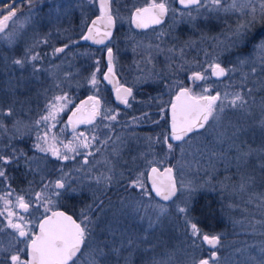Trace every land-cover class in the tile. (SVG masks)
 I'll return each instance as SVG.
<instances>
[{
  "label": "rangeland",
  "instance_id": "rangeland-1",
  "mask_svg": "<svg viewBox=\"0 0 264 264\" xmlns=\"http://www.w3.org/2000/svg\"><path fill=\"white\" fill-rule=\"evenodd\" d=\"M69 1L62 2L56 8L54 7L55 9L53 8L46 13L36 12L37 9L35 8L29 9L22 16L16 18L14 20L16 27H13L8 33H11L13 39L21 37L18 40L22 43H18L17 40L15 45L9 47L6 41L0 38V108L11 107L13 109V116L11 117L0 115V122L7 128V131L0 129V140L5 133L6 140L11 141V143L17 138L23 139L24 136H32L36 141V129L32 127L33 122L39 119L41 114H46L45 105L52 102L53 96L68 95L72 99V104L69 105L68 109L60 113L62 123L57 124L56 129L52 130L57 132L63 127V122L67 121L68 114L81 99L82 93H85V96H100L103 92L101 86L102 68L104 66L102 51L92 47L77 51L74 50L77 46L71 45L73 50L68 51L62 57H54L50 55L51 52L48 55V52L42 50L47 47V44L35 42V38L42 40L46 37L43 30L46 31L48 28L43 29L45 26H55L63 11L67 13L71 10ZM206 2L207 0H202V3ZM226 2L230 3L231 0H226ZM89 3L93 5L92 9L95 12L96 5L93 0H89ZM147 3L148 0H135V8L144 7ZM166 3L169 7L166 23L156 29L137 33L131 29L130 17L134 9L127 8L122 0H118V3L117 0H113V8H119L116 19L119 32L122 33L117 42L113 44V49L115 47L118 53L116 59L119 67H122L121 60H119L120 55H131L128 66L130 78L134 80L131 81L132 87L138 88L141 85L160 83L163 79L168 81V85L180 78L185 83L184 77L188 80L193 71H203L209 63L216 60L226 68H235V72H230L228 76L224 77L226 78L224 82H215L211 77L206 83L202 82L201 84L211 85L213 94L220 87L228 92L235 91L241 86L252 88L253 95L258 97L259 101L264 96V89H261V84H264V52L258 50L257 46L261 41H264V29L262 28L264 19L257 16L256 22L250 26L244 39L238 40L233 34L234 30L238 24L244 23L250 17L237 12L216 11L211 4H208L207 8L198 6L195 7L194 11H186L175 6L177 0H169ZM79 7V2L75 0V8L82 10ZM3 9L2 6L0 10L3 11ZM209 13L214 17L213 22L220 27L218 32L213 30V33L209 34L207 30L202 28L203 21L207 19ZM181 28L189 29L188 39L185 42L187 44L182 43L186 48L181 47L177 52L172 39L177 37L176 34H179ZM4 35L2 34L0 37ZM33 45L35 47L32 54H39L40 59L38 61L29 63L24 69L12 64L13 59L22 57L24 50ZM246 47L248 52L237 54L239 50ZM184 52L185 57L183 58ZM174 58H180V66L175 67ZM97 61H99L98 65ZM32 64H35L36 69H38L35 74H33ZM97 66L100 68V72L96 73L100 80L97 86L98 91L87 79ZM253 67L256 68L255 73L251 71ZM10 70H15L13 73L11 72L14 75L7 74ZM178 72L181 73L178 74ZM245 76H247L246 80L244 79ZM167 86H165V95L152 94L160 106H162V102H170L174 98V96L166 97L170 94L167 91ZM196 90L199 91V88L197 87ZM148 106L150 105L133 103L126 111L114 109L111 114H118L117 119L115 121L103 120L109 125L106 127L107 133L103 136V131L98 129L101 119L93 127L78 130L84 131L89 137L96 135L98 141L91 150L95 151V148L100 146L101 151L96 152L94 156L87 157L88 164H83L84 157L78 156L75 162H71L72 164L67 170H62L61 176H65L71 184V189L75 191L60 190L65 194L59 198L56 205L51 206L53 210L59 209L61 205L66 206L73 209L79 218L82 210H86L89 205H92L93 199L88 201L89 198L98 196V194L101 195L105 189L115 187L120 180L122 181V178L130 173L135 177L138 172L149 167L146 161L152 160L155 165L157 164L156 161H163L162 165L159 164V166L169 165L173 167L178 180L194 185L192 200L199 194L212 193L217 202L225 205L224 214L221 215H225L224 218L231 221L229 230L231 235L234 236L253 229L256 233L259 231L260 234H263L264 230L259 228H263L264 220L261 222L259 219L261 217L264 219V199L261 198L264 196V170L257 166L260 163L259 156L254 155L246 166L238 165L233 159L235 150L230 148L231 142L227 139V135L224 138L225 143L218 144L214 139L215 131L204 133L197 139H193L190 144H185L183 155H181L180 148L177 147L173 153L168 155L167 159L165 156H156L154 155L155 148L164 145L157 144L155 141L157 138H163L159 136V133H146L138 128L143 126L140 122L146 116ZM166 106L168 107V103H163V107ZM110 107L112 106L110 105ZM228 111L226 110L224 116ZM124 115L132 117L131 125L126 130L127 133L116 134V131L114 133L111 127L119 117ZM224 116L221 130L230 135L231 125H241L246 131L240 135L239 140L247 141L254 149L264 147V130L256 127L253 120L232 117L229 121L225 120ZM134 117L140 119L134 121ZM17 119L21 121V132H30V134L20 137V134L13 128V121ZM25 125L28 127H24ZM66 132L68 130L64 133L66 134ZM64 133L59 134L60 140H63L64 143L72 140L73 134L65 139ZM105 140H107L106 144L104 143ZM59 146L63 150L62 145ZM32 148L37 151L29 156L27 164L31 165V169L38 175L42 181L41 184H47L50 181L48 175L54 172L53 166L56 167L55 164L58 162V169L60 170L62 160L52 156L51 153H42L37 148ZM81 151L87 150L81 149ZM213 153L217 155H213ZM220 153H224V155L221 156ZM54 160L56 162H53ZM172 161L174 166L170 165ZM168 162L170 163L168 164ZM80 168H83V171H79ZM121 173L124 175L121 176ZM102 174L114 176L111 187L106 188L103 183L97 184L93 179V177ZM145 174L147 175V172ZM241 174L255 176L254 183L243 191L239 187ZM38 190L39 188H28L23 190V194L28 199L31 192ZM139 192L140 190L136 189L134 193L129 192L109 201L102 208L100 215L98 214L93 218L96 221L94 235L97 237L108 236L105 229L109 226L114 230H119L115 237L117 241L121 239L119 235L121 232L125 234L135 233L137 236L147 235V241H143L139 248L134 247L132 249V255L129 258L130 264H152L153 260H167L168 253L165 251L164 230H166L170 213L175 214L177 212L174 207H170L169 215L162 218V226L145 231L147 229L146 221H141L136 215L131 214V208L136 202L146 200V198L140 197ZM71 198H75V201L70 200ZM54 199L56 198L54 197ZM155 201L156 199L153 200L152 207L148 209L150 216L155 215ZM249 205L257 207L258 211L250 210ZM226 207L228 213L225 211ZM42 214L43 209L36 212L33 219L36 220ZM143 214V212L139 213V215ZM256 214L261 216L258 217ZM7 230L5 229L6 232ZM3 240L6 241L3 244L6 247L9 240ZM261 241L264 242V239L262 238ZM147 244L152 245V247H147ZM259 248L252 246L232 248L227 258L219 259V264H253L249 255H257ZM88 252L89 249L80 259V264H89ZM123 255H128L127 249L124 250ZM116 259V257H110L113 264H115ZM119 264H124V260L120 259Z\"/></svg>",
  "mask_w": 264,
  "mask_h": 264
},
{
  "label": "snow or ice",
  "instance_id": "snow-or-ice-1",
  "mask_svg": "<svg viewBox=\"0 0 264 264\" xmlns=\"http://www.w3.org/2000/svg\"><path fill=\"white\" fill-rule=\"evenodd\" d=\"M179 3L186 8L191 6L207 8L208 4H211L216 11L237 12L250 17L244 23L238 24L234 30L233 34L238 40L244 39L250 26L256 22L257 16L264 19V0H231L230 3L226 0H207L206 3H202V0H179ZM112 5L113 0H99V15L91 21L90 27L86 29V34L81 39L104 44L107 39L111 38L112 29L119 14V8L113 9ZM168 12L169 7L165 0H160V2L148 0L146 6L134 8L130 19L136 28L147 29L153 25L161 24ZM16 16L17 11L11 4L7 7L6 15L0 10V34L6 33L9 28L8 22ZM0 38L4 39L9 47L17 43V39H13L11 33ZM43 43H47V41L45 40ZM34 47L35 45L26 48L22 57L13 59L12 64L24 69L29 63L38 61L39 54H32ZM67 47L66 44L64 47L54 49V52L63 53ZM157 47L159 46L157 45ZM257 47L258 50L264 52V41H261ZM107 62V72L102 75V79L115 86L116 98L122 104L131 107L128 98L135 99L133 90L119 82L114 71L113 50L110 47L107 48ZM98 64L99 61H97ZM32 68L33 74H35L38 71L35 64H32ZM235 70V68L223 67L221 63L213 60L203 71H193L189 77V84L176 81L167 86L169 93L175 90L174 98L170 102H162L160 110L165 112L163 103H168L170 130L163 136V139L157 138L155 141L166 147L165 159L177 147L180 148L181 155H183L185 144H190L193 139H197L204 133L215 131L214 139L218 144L225 143L224 138L227 135V139L231 142L230 148L235 150L233 159L238 165L246 166L254 155H258L260 163L257 166L264 170V147L254 149L247 141L239 140L240 135L246 131L243 126L231 125L230 135L221 130L226 110L240 112L245 117L252 119L256 127L264 130V96L258 101L253 95V89L244 86L232 92L215 91L213 94L211 85L205 86L196 83L201 81L206 83L211 77H226ZM251 71L255 73L256 68L253 67ZM99 72L100 68L97 66L91 76L87 78L97 91L100 80L96 73ZM244 79L246 80L247 76ZM197 87L199 91L196 90ZM261 89H264V84H261ZM70 104H72V99L68 95H57L52 97L51 103L45 105L46 114H41L32 125L36 129L37 142L34 147L42 153H51L52 156L63 161L76 160L78 156H82L84 157L83 164H88L87 157L100 152L101 147L97 146L95 151H92L98 137L96 135L89 137L84 131H77L78 127L80 125H95L98 117L101 120L115 121L118 114H111L114 110L110 108L102 109L101 98L92 95L75 107L67 121L63 122V127L57 132H53L52 130L56 129L57 124L62 123L60 113L68 109ZM0 115L11 117L13 109L11 107L0 108ZM137 119L140 118H133L134 121ZM69 127L73 134L72 140L64 143L63 140H60L59 134L64 133ZM105 127H109V125H105ZM13 128L21 136L30 134V132H21V121L18 119L13 121ZM0 129L7 131L2 122H0ZM170 141L180 143L174 145ZM104 143L106 144L107 140ZM59 145H62L63 150ZM81 149L87 151L82 152ZM213 155L217 154L213 153ZM220 155L222 156L224 153H220ZM13 158L15 156L9 158L0 155V178H4L5 181H7V176L3 166L11 163ZM146 163L149 167L138 172L134 179L128 181L129 189H139L140 197L146 198L132 206L131 214L136 215L141 221H146L147 229L145 231H147L162 226V218L169 215L170 207H174L183 218L185 226L190 229L189 234L193 238L190 247L194 251L188 254L187 264H219L217 250L221 246L220 235L205 233L191 218L194 185L178 180L173 167H164L161 170L160 167L155 166L152 160H148ZM155 163H159V161ZM79 171H83V168H80ZM146 172L147 175H145ZM93 179L97 184L103 183L108 188L111 187L114 176L102 174L93 177ZM254 181L255 176L241 174L240 190H245ZM60 190L75 191L71 189V184L65 176L43 184L38 191L31 192L28 199L25 198V194L17 192L10 184L7 185V190H4L0 195V218H2L0 233L5 229L10 231L7 233L8 245L0 246V264H80V257L84 255L82 249L85 248L89 249V264H113L110 257L117 258L115 264H119L120 259L124 260V264H130L129 258L132 255V249L139 248L143 241L148 239V236L121 232L119 233L121 239L117 241L115 237L119 230H114L111 226L105 229L108 236H95L96 221L91 215L93 207L97 206L95 202L93 205H89L86 210H82L78 222L71 215L62 211H54L51 207L56 205L59 198L65 194ZM155 197H159L160 200L155 201L156 212L154 216H150L148 209L152 207ZM261 198L264 199V196ZM160 201L171 203L170 205L163 204ZM100 203L102 204V201ZM41 209H43V214L36 218L38 220L36 222L33 217ZM141 212L144 214L139 215ZM20 244L25 245L27 250L18 247ZM205 244L208 246L207 256L197 258L194 254L195 250ZM252 247L255 248V245ZM125 249L128 250L127 256L123 255ZM249 259L253 264H264V245L259 248L257 255H249ZM152 264H174L173 257L170 254L167 260H153Z\"/></svg>",
  "mask_w": 264,
  "mask_h": 264
},
{
  "label": "trees",
  "instance_id": "trees-1",
  "mask_svg": "<svg viewBox=\"0 0 264 264\" xmlns=\"http://www.w3.org/2000/svg\"><path fill=\"white\" fill-rule=\"evenodd\" d=\"M124 2V5L126 4V7L129 9H134L136 7L135 0H122ZM169 0H165V2H168ZM4 0H0V8L3 6ZM177 6V4L175 5ZM178 7V6H177ZM179 8V7H178ZM195 8L186 9V11H194ZM214 17L211 16V13L208 14L207 19H204L202 28L208 31V33H213V30L215 32H218L220 27L216 25L214 22ZM219 21V20H218ZM220 23V22H219ZM264 29V25L262 26ZM192 29V28H190ZM260 29V28H259ZM181 31L179 34H176V38L172 39L174 40V48L178 52L181 47H185L183 44L188 39L187 33L188 30L185 28H181ZM183 43V44H182ZM186 48V47H185ZM195 52V51H194ZM247 47L244 49H241L237 52V54H243L246 53ZM185 57V52L183 55V58ZM198 59V58H197ZM175 61V67L180 66V58H174ZM210 71V70H209ZM181 72H178L180 74ZM226 78H223L221 80H214L215 82H224ZM184 80L186 78L184 77ZM178 81H182L181 78ZM186 84V83H185ZM223 88L220 87L218 91L221 93L224 91ZM146 95L148 96V99L151 100L150 106L148 107V110L146 111V116L150 117L151 119L148 121H141L140 123L143 124V126L138 127L139 130H142L143 132L148 133H160L163 135L167 134V127H168V111L167 106L165 107L166 111L161 112L160 108L161 106L158 105V101L156 98H153L152 94H162L165 95L166 90L165 86H162L160 88L152 89L149 88L145 91ZM85 93L81 94V98H84ZM175 94V90H173L172 93L168 94L166 97H173ZM261 94V93H258ZM262 95V94H261ZM260 95V96H261ZM260 98V97H259ZM258 100V97H257ZM238 111L235 110H229L227 114L224 116L225 120H231L232 117L235 118H241V119H250L244 117L243 114H238ZM252 120V119H251ZM158 122V123H157ZM145 127L148 129V131H145ZM61 135V134H60ZM63 136L67 135L63 134ZM14 142L11 143V141L6 140L5 133L4 137L0 140V155L12 158L15 156V158L11 159V163L4 165V169L7 176V181L4 180V178H0V195L3 194L4 190H7V185L10 184L12 188L16 189L17 192L23 194V190L31 188V189H40L42 187V181H40L39 177L35 172L31 169V165L27 164V161L29 159V156H32L36 151L32 147L36 144V141L25 138L23 140H13ZM165 147V146H164ZM166 152V151H165ZM23 154V155H22ZM53 162H56L55 160ZM58 163V162H57ZM57 163L55 165H57ZM170 162H168L169 164ZM171 166H174L173 161L170 163ZM54 172H51V174L48 175V179L50 181H55V179H58L59 176H61V170L57 169L55 170V166H53ZM146 175V174H145ZM133 175L130 173L124 178H122V181H119V184L116 185L113 188L105 189L103 190V193L98 194V196H92V198H89L88 201H91L93 199L92 205L95 204L97 206H94L91 212L92 217L100 215V212L104 206H106L109 201L113 200V198H116L120 195L127 194L129 192H135L136 189H129L127 187L128 181L131 179H134ZM70 200H74L75 198H71ZM102 201V204L100 203ZM218 203V204H217ZM220 210H219V207ZM225 205L222 203L217 202L215 199V196L212 193H203L197 195L191 202V218L193 219V222H197L199 227L207 234L209 235H220L221 237V246H219V259L227 258V255L231 252L232 248H239L241 246H253L255 247H261L264 245V242L261 241V239H264V233L260 234L255 232V229L252 231H246L244 233L235 234L234 236L231 235L229 232L231 228V221H228L222 216ZM248 208L252 211L257 212L258 208L252 205H249ZM247 208V209H248ZM59 209H63L66 212L70 213L71 215L76 216V213L73 209L66 207V206H59ZM227 212V207L225 209ZM264 214V213H263ZM259 216V214H256ZM262 218V217H261ZM259 219L261 222L264 219ZM79 221V218H78ZM0 222H2V218H0ZM263 225V224H261ZM260 227V226H259ZM166 230L165 232V251L168 253V256L171 254L173 257L174 264H187V261L189 259L188 254L192 253L194 250L190 247L192 243V239L190 237V229H188L183 221V218L178 213H170L168 222L166 224ZM260 230H264L263 228H259ZM10 230H7L0 233V246H3L6 241L3 239L9 240V237L7 233ZM162 239V237L160 236ZM262 243V245H261ZM20 248H24L25 251L26 246L23 244L18 245ZM197 258L206 257L208 254V249L205 247V245H202L200 249L195 250V253Z\"/></svg>",
  "mask_w": 264,
  "mask_h": 264
},
{
  "label": "flooded vegetation",
  "instance_id": "flooded-vegetation-1",
  "mask_svg": "<svg viewBox=\"0 0 264 264\" xmlns=\"http://www.w3.org/2000/svg\"><path fill=\"white\" fill-rule=\"evenodd\" d=\"M65 1H68V0H4V2H3V8H4L3 9V14L4 15L7 14V7L10 4L17 11V16L14 17L12 21L8 22L9 28L6 30V33L11 31V29L13 27H16V25L14 24V20L16 18L22 16L27 10L35 8V9H37L36 12L39 11V12L46 13L49 10H52L54 7L56 8L57 6L62 4V2H65ZM77 2H79V5H80L79 8H81L82 10H79L78 8H75V0H70L69 3H70L71 10L69 12H67V13L65 11H63V14L59 18V20L56 21V25L55 26L54 25L45 26L43 29L48 28L46 31L43 30L44 34L46 35V37L43 38L42 40H39V38H35V42L36 43L47 44V47L43 48L42 50L48 52V55H49V52H51L50 55H53L54 57H62L68 51L73 50L71 45L77 46L74 49V50H77V51L80 50V49L85 50L86 48H90V47H92L93 49H97L100 52L102 51V60H103V64H104V66L102 68V75L107 72V63H108L107 59H106L107 48H109V47L112 48L113 55H114V66H115L116 76L119 79V82L121 84H124L126 87H131L132 90H133V97H135V99L133 100L132 97H130L129 98V103L130 104L136 103L137 105H138V103L141 104V105H150L149 101H151V100H148V96L146 95L145 91L147 89H149V88L156 89V88H160L162 86H167L168 85V81L163 79V80L160 81V83L148 84V85H144V86L141 85V86H138V88H133L132 85H131V81H134V80L132 78H130V72H129V66H128V64L130 62L131 55H122V56L120 55L119 60H121L120 62L122 64V67H119L118 61L116 59V56H118V53L115 50V47L113 49V44H115V42H117V39L119 37H121V35H122V33L119 32L120 29H119V27L117 25V19H116V28H115V31H114V34H113V37H112L111 41L106 46H103V47L92 46L89 41H85V40L81 39V37L84 34H86V29L90 26L91 21L97 15H99V10H98V6H97V0H95V2L93 0V3L96 5V11L95 12H93L94 11L92 9L93 5H91V3H89V0H77ZM84 5L87 6V7H85ZM131 24H132V22H131ZM131 29L134 32H137V33L139 32V31H136L133 28V26H132ZM153 29H156V28H153ZM153 29H150V30H153ZM150 30H148V31H150ZM145 32H147V31H145ZM19 38H21V37H18L16 39L18 40ZM45 40L47 41V43H43V41H45ZM18 43H22V41L18 40ZM66 44L68 45V47L65 49V51L63 53L53 52L54 51L53 49L64 47ZM14 71L15 70H10L9 72H7V74L8 75H14V74H11V72L13 73ZM213 80H215V79H213ZM185 81H186L185 82L186 84L190 83L189 79L185 80ZM202 82L203 81L196 82V83L199 85ZM101 83H102L101 86L103 87V89H102L103 92H101L99 97L101 98V101H102V109L103 108H108V107L110 109H112V110L118 109V110L126 111V110L129 109V107L127 105L126 106H120L119 104L116 103L115 98H114L113 90H112L111 86H109L106 83V81H104L102 79ZM87 97H89V96H85L84 98H87ZM84 98H81L76 103V105H74V107L71 109L70 113L73 110H75V107L78 106L80 101L82 99H84ZM110 105L112 107H110ZM167 111H168V109H167ZM100 119L101 118L98 117L97 121L100 120ZM150 119H151L150 117L144 116L143 121H148ZM131 122H132V117H130V115H124L121 118L119 117L118 120L113 123V126L111 127V129H113L114 133L116 131V134H118V133H127L126 130L131 125ZM105 125H107V123L105 121L103 122V120H102L101 123L99 124V127H98L99 130L103 131L102 136L105 133H107L106 132L107 128L105 127ZM93 126L94 125H82L81 127H79L77 129V131L78 130H86L89 127H93ZM167 129H168V131L170 130V128H169V111H168V127H167ZM66 130H68V132H66V135L67 136H69V135L71 136L72 132L69 130V128L66 129ZM145 131H148V129L146 127H145ZM168 131H167V133H168ZM64 135H65V133H64ZM159 136H161V138H163L164 133H163V135L159 133ZM20 137H21V135H20ZM25 138H30V139L34 140V138L32 136H24L23 139H25ZM23 139L20 138L19 140H23ZM170 142L173 143L172 141H170ZM173 144L174 145H178L179 143L178 144L173 143ZM156 148H155V151H154V155L161 156V157L165 156L166 147L159 146V147H156ZM75 161L76 160H69V161H63L62 160V162H61V164H62L61 167L62 168H60L61 172H62V170H67V168L70 166V164H72ZM162 162L163 161H159V163H157L155 166L160 167L161 169H163L164 167H168L169 166V165H166L164 167L159 166V164L162 165ZM57 167H58V163H57L55 169H57ZM75 219L78 220V218H76V217H75ZM146 246L147 247H152V245H150V244H147ZM82 251L84 252V255H85L86 251H87V248L82 249ZM217 256L219 257V250H217ZM82 257L83 256H81L80 259Z\"/></svg>",
  "mask_w": 264,
  "mask_h": 264
},
{
  "label": "water",
  "instance_id": "water-1",
  "mask_svg": "<svg viewBox=\"0 0 264 264\" xmlns=\"http://www.w3.org/2000/svg\"><path fill=\"white\" fill-rule=\"evenodd\" d=\"M97 6H98V10H99V0H97ZM146 6V5H145ZM177 6L180 8V9H184V10H186V9H191V8H195V7H198V6H191V7H185L184 5H182V4H180L179 3V0H177ZM169 13V12H168ZM96 18V17H95ZM94 18V19H95ZM93 19V20H94ZM167 19H168V14L164 17V19H163V22L161 23V24H159V25H153L152 27H149V28H147V29H141V28H136L135 27V25L132 23V26H133V28L136 30V31H139V32H145V31H148V30H150V29H153V28H158V27H161V26H163L165 23H166V21H167ZM90 25H91V23H90ZM90 27V26H89ZM115 28H116V23H115V26H114V28L112 29V36H111V38H109V39H107L106 41H105V43L104 44H97V43H94L93 41H91V40H88L89 42H90V44L92 45V46H95V47H103V46H106L110 41H111V39H112V37H113V34H114V31H115ZM2 34H0V36H1ZM106 59H107V55H106ZM224 67V66H223ZM114 71H115V66H114ZM213 79H215V80H221V79H223L224 77H220V78H217V77H212ZM106 83L109 85V86H111V88H112V90H113V93H114V98H115V101H116V103L117 104H119L120 106H126V105H124V104H122L121 102H120V100H118L117 98H116V93H115V86L113 85V84H109L107 81H106ZM130 98V97H129ZM128 98V99H129ZM88 99V97L87 98H84V99H82L81 101H83V100H87ZM80 101V102H81ZM80 104V103H79ZM71 115V113L68 115V116H70ZM82 125H80L79 127H81ZM78 127V128H79ZM169 128H170V111H169ZM69 130L71 131V128L69 127ZM173 143H175V144H178V143H180V142H177V141H172ZM168 167H170V166H168ZM161 170H163V169H161ZM174 174H175V171H174ZM157 200H160V198L159 197H155ZM160 202H162V203H165V204H169V203H171V202H165V201H160ZM54 211H62V212H65L67 215H71L70 213H68V212H66L65 210H63V209H57V210H54ZM72 217H73V219H75V217L73 216V215H71ZM205 247L208 249V246L205 244Z\"/></svg>",
  "mask_w": 264,
  "mask_h": 264
}]
</instances>
